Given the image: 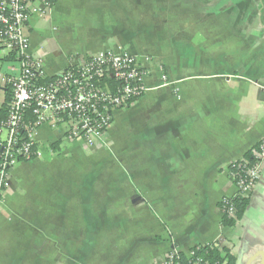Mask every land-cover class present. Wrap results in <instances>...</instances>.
<instances>
[{"label":"crops","instance_id":"obj_1","mask_svg":"<svg viewBox=\"0 0 264 264\" xmlns=\"http://www.w3.org/2000/svg\"><path fill=\"white\" fill-rule=\"evenodd\" d=\"M27 35L49 77L116 47L152 64L94 149L38 130L41 159L15 166L0 203L26 238L0 234V264H163L212 243L235 264L264 255V165L234 226L218 206L229 164L264 139V0H54Z\"/></svg>","mask_w":264,"mask_h":264},{"label":"built area","instance_id":"obj_2","mask_svg":"<svg viewBox=\"0 0 264 264\" xmlns=\"http://www.w3.org/2000/svg\"><path fill=\"white\" fill-rule=\"evenodd\" d=\"M52 2L0 0V58L4 59L0 61V90L10 91L6 117L0 120V203L9 191L15 166L41 159L36 139L42 126L60 131L66 143H81L91 150L109 130L113 113L129 108L147 91L145 79L152 60H141L122 47L89 55L59 75H46L42 60L30 53L27 31L31 14L44 15ZM160 81L168 84L167 76L161 73ZM263 165L264 139L252 149L250 158L229 164L235 193L219 200L222 219H236L235 200L250 196ZM216 249L220 250L216 243L187 252L172 246L163 264H219L210 256Z\"/></svg>","mask_w":264,"mask_h":264},{"label":"trees","instance_id":"obj_3","mask_svg":"<svg viewBox=\"0 0 264 264\" xmlns=\"http://www.w3.org/2000/svg\"><path fill=\"white\" fill-rule=\"evenodd\" d=\"M54 1V0H52ZM4 59H0V61H2ZM53 77V76H52ZM51 79L45 80V82L50 81ZM10 101V91L9 89L6 90L5 92V100L4 103L2 104L1 108H0V120L4 119L6 117L7 114V107ZM256 146V145H255ZM254 146V147H255ZM254 147L252 149H254ZM252 149H250L245 155V158H250L251 155V151ZM248 205V197H238L235 200V207H236V219H226L223 218L222 219V225L226 226V227H232L235 225V223L241 219V217L243 216L246 207ZM211 258L213 259V261H217L219 264H235V258L226 250H214L213 252H211L210 254Z\"/></svg>","mask_w":264,"mask_h":264},{"label":"rangeland","instance_id":"obj_4","mask_svg":"<svg viewBox=\"0 0 264 264\" xmlns=\"http://www.w3.org/2000/svg\"><path fill=\"white\" fill-rule=\"evenodd\" d=\"M44 17V16H43ZM51 32V31H50ZM15 66L18 67V64H15ZM40 161H44V158H42V160ZM37 173H39V171H36ZM46 174L48 175H52L54 178H56V169H54L53 166H49L48 169H46L44 171ZM27 203V200L24 199V204ZM15 219H8L7 221L5 220L4 222L0 223V234H2V239L5 243H10V244H14L16 242H18L19 240L25 239L26 235L25 234H21V232L19 233L20 230V221ZM9 253H12V251H8L5 250L3 252L4 258L6 259V254L9 255Z\"/></svg>","mask_w":264,"mask_h":264},{"label":"water","instance_id":"obj_5","mask_svg":"<svg viewBox=\"0 0 264 264\" xmlns=\"http://www.w3.org/2000/svg\"><path fill=\"white\" fill-rule=\"evenodd\" d=\"M257 257H261V262L260 264H264V255L262 253H258L257 255H255L254 257H252L249 261L248 264H251V262H253Z\"/></svg>","mask_w":264,"mask_h":264}]
</instances>
